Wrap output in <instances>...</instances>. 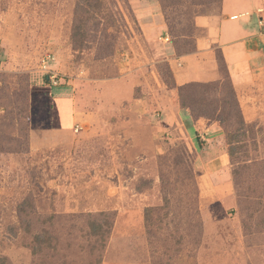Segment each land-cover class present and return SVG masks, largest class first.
Returning a JSON list of instances; mask_svg holds the SVG:
<instances>
[{"label":"rangeland","instance_id":"rangeland-1","mask_svg":"<svg viewBox=\"0 0 264 264\" xmlns=\"http://www.w3.org/2000/svg\"><path fill=\"white\" fill-rule=\"evenodd\" d=\"M221 1L0 0L5 264H264V99L247 93L237 122L215 48L220 80L192 98L215 113L210 122L225 119L222 138L160 124L157 102L136 100L151 81L172 87L162 51L191 52L202 34L195 18L217 15ZM47 53L60 84L43 80ZM142 65L140 85L115 107L94 93ZM95 219L102 226L92 234Z\"/></svg>","mask_w":264,"mask_h":264},{"label":"crops","instance_id":"crops-1","mask_svg":"<svg viewBox=\"0 0 264 264\" xmlns=\"http://www.w3.org/2000/svg\"><path fill=\"white\" fill-rule=\"evenodd\" d=\"M261 5L262 0H222L220 12L217 15L197 16L195 25L202 30V34L196 36L194 49L185 54H176L173 50L167 53L162 51L165 55L164 60L172 73L174 86L169 87L163 82L160 83V80L158 83L151 81L147 87L141 88L143 96L137 97L136 100L144 101L147 106L150 105L149 102L155 100L162 111L160 115H163L160 124L163 121L167 123L174 121L176 124L182 123L190 133L195 132L201 139H205L204 133H209L211 139L222 138V133L219 132L221 126L217 122H210V119L206 117L193 118L188 109L181 106L176 86L191 82L204 83L220 80L214 52V49L218 48L242 115L247 118L242 98L252 90L250 100L253 103H260L262 100L260 98L264 99V90L261 91V87L264 88V79H259L260 73L264 75V67H261L264 63V9ZM143 35L148 37L147 33ZM253 67L256 70V77L249 72ZM146 69V65L132 66L129 71L126 69L108 81L97 83L100 89L94 87L93 90L98 89L94 93L96 92L97 97L109 105L107 107H113L129 88L140 85L139 80L142 76L145 77ZM73 95L68 93L67 97L61 100V105L65 104L66 109L63 115L64 120L70 116L67 111L71 112L68 107ZM124 121L122 124H126L127 117ZM130 129L128 128V133ZM224 156L221 155V157ZM215 160L217 157L210 162Z\"/></svg>","mask_w":264,"mask_h":264},{"label":"trees","instance_id":"trees-1","mask_svg":"<svg viewBox=\"0 0 264 264\" xmlns=\"http://www.w3.org/2000/svg\"><path fill=\"white\" fill-rule=\"evenodd\" d=\"M76 34H78V27L77 26L74 28V30L72 32V36H76ZM221 61L224 62L222 59V56H221ZM166 71H168V73L172 79V73H171L170 69L168 68V65H167ZM43 80H44V82L49 81L46 74H43ZM172 82H173V80H172ZM205 85H206V83H202V82H191V83H187V84H184L181 86H176V89H177V92H178L179 97H180L181 106L183 108H187L191 113H193V112L197 113V115H196L197 117L210 118L211 117L210 115L215 114V113H211V112H207V111L204 112L202 108L194 105L195 100L192 98V96H195V90H193V88L194 87H201L202 88ZM172 86H174V83L172 84ZM229 88H230L231 95H232L231 100H232L233 106H235V108L237 110L235 119L237 120L238 123L242 124V123H244L243 115H242L239 103L236 99V96H235V93H234V90H233V87H232L230 80H229ZM223 103H226V104L229 103L230 104V102L227 100H225V102L223 101ZM192 117H194V116L192 115ZM197 117H194V118H197ZM217 120H218L220 126L223 125V122L225 121V119H223V118H218ZM198 142H200V145H201L202 142L200 140ZM88 224H89V228L91 229L92 234L98 233L100 231V229H99L100 226H102V223L99 220L97 221L96 219L89 221ZM37 238H39V237H37ZM0 264H5V258L4 257H0Z\"/></svg>","mask_w":264,"mask_h":264},{"label":"built area","instance_id":"built-area-1","mask_svg":"<svg viewBox=\"0 0 264 264\" xmlns=\"http://www.w3.org/2000/svg\"><path fill=\"white\" fill-rule=\"evenodd\" d=\"M233 18L236 16H232ZM54 60V55L51 53L45 54L40 60V71L47 75V78L51 80L53 85L62 83L63 76L56 74L52 68L51 64Z\"/></svg>","mask_w":264,"mask_h":264}]
</instances>
